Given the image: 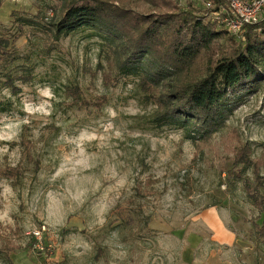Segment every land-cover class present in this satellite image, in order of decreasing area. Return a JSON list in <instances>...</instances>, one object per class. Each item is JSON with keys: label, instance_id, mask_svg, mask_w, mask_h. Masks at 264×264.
I'll return each mask as SVG.
<instances>
[{"label": "rangeland", "instance_id": "rangeland-1", "mask_svg": "<svg viewBox=\"0 0 264 264\" xmlns=\"http://www.w3.org/2000/svg\"><path fill=\"white\" fill-rule=\"evenodd\" d=\"M208 3L124 6L157 20L199 10L225 28ZM62 12L58 0L0 6V37L15 40L16 57L0 66V172L18 170L0 174V264L5 248L14 264H264L253 227L264 215L229 176L239 173L233 151L248 145L264 177V85L234 97L222 128L196 142L159 126L142 72L121 67L104 32L50 36ZM70 87L92 105H71Z\"/></svg>", "mask_w": 264, "mask_h": 264}, {"label": "trees", "instance_id": "trees-1", "mask_svg": "<svg viewBox=\"0 0 264 264\" xmlns=\"http://www.w3.org/2000/svg\"><path fill=\"white\" fill-rule=\"evenodd\" d=\"M58 1L63 4V12L53 24L54 32L47 33L56 40L81 30L97 28L104 32L106 40L113 43L121 67L142 72L141 88L158 108L155 119L159 126L181 128L191 140L208 142L222 128L226 108L234 97L264 85V19L246 24L238 36L243 41H238L227 27L218 29L215 23L206 21L207 16L199 10L163 15L162 20H157L152 15L133 13L124 6L130 0ZM206 1L215 12H223L227 7L225 0ZM14 42L0 37V66L16 59ZM104 76L106 85L115 80L110 74ZM67 94L73 106L92 105L84 99L79 87L68 88ZM107 102L106 97H101L93 105L102 108ZM232 136L238 135L233 132ZM24 148L29 152L28 146ZM233 152L239 173L229 176L243 183L246 196L264 215L261 165L248 145ZM247 170L251 171V178H244ZM17 171L7 169L0 174L14 176ZM259 219L253 221V227L256 238L264 243V221L259 224ZM130 223V216L123 218V224ZM1 251L7 252L4 254L7 264H14L9 256L13 249ZM103 253L100 250L97 256Z\"/></svg>", "mask_w": 264, "mask_h": 264}, {"label": "built area", "instance_id": "built-area-1", "mask_svg": "<svg viewBox=\"0 0 264 264\" xmlns=\"http://www.w3.org/2000/svg\"><path fill=\"white\" fill-rule=\"evenodd\" d=\"M223 12H215L223 25L237 36L243 33L246 24H254L264 19V0H225Z\"/></svg>", "mask_w": 264, "mask_h": 264}]
</instances>
